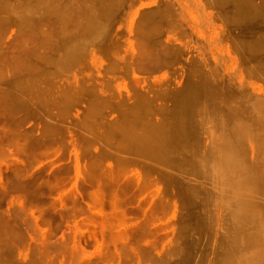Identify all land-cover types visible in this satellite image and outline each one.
<instances>
[{
    "label": "rangeland",
    "instance_id": "obj_1",
    "mask_svg": "<svg viewBox=\"0 0 264 264\" xmlns=\"http://www.w3.org/2000/svg\"><path fill=\"white\" fill-rule=\"evenodd\" d=\"M0 108V264H264V0H0Z\"/></svg>",
    "mask_w": 264,
    "mask_h": 264
},
{
    "label": "bare ground",
    "instance_id": "obj_2",
    "mask_svg": "<svg viewBox=\"0 0 264 264\" xmlns=\"http://www.w3.org/2000/svg\"><path fill=\"white\" fill-rule=\"evenodd\" d=\"M243 4H244V3H243ZM71 50L73 51L74 49H70V51H71ZM70 51H69V53H68V58H69V54H71ZM73 52H74V51H73ZM73 55H74V53H73ZM70 56H72V54H71ZM74 56H75V55H74ZM64 57H65V59L67 58V56H64ZM64 57H63L62 59H64ZM15 58H16V57H15ZM68 58H67V59H68ZM73 58H74V57L72 56V59H73ZM62 59H61V60H62ZM72 59L70 58V59H68V60L72 61ZM68 60H66V61H68ZM59 61H60V60H59ZM61 62H62V61H61ZM48 76H49V75H48ZM39 91H40V90H39ZM53 91H54V90H53ZM53 91H52V92H53ZM193 96H195V95H193ZM194 101H195V100H194ZM0 109H1V108H0ZM11 112H12V111H11ZM0 119H2V118H0ZM0 121H1V120H0ZM175 123H176V122H175ZM177 123H178V120H177ZM177 123H176V124H173V125L178 126ZM2 125H3V124H2ZM0 126H1V124H0ZM2 127H3V128L5 127L6 129H7V128L10 129L11 127L9 128V127L4 126V125L1 126L0 131H2V132L5 131V132H3V133L0 132V136H2V138H3V136H4V135L6 136V133H8V132H7L8 130L6 131V129H5V128L2 129ZM181 127H183V126H181ZM161 128H162V126H161ZM161 128H159V130H160ZM172 128H173V127H172ZM156 129H158V128H156ZM156 129H154V133H157V132H158V131H156ZM178 129L181 130V128H179V127H178ZM10 131H11V129H10ZM10 131H9L10 134L8 133V136H13V135H11V134H12L11 132H13V131H11V132H10ZM155 131H156V132H155ZM161 132H163V131L161 130ZM1 133H2V134L5 133V134H4V135H1ZM157 134H158V133H157ZM159 134H160V131H159ZM179 134H180V133H179ZM5 136H4V138H5ZM140 136H141V135H140ZM140 136H139V137H140ZM143 136H146V135H143ZM141 137H142V136H141ZM6 138H7V140L9 139V137H6ZM10 138L12 139V141H14V140L16 141V140L18 139V138H16V137H15L16 139H14V137H13V138L10 137ZM143 138H144V137H143ZM147 138H149V137H147ZM0 139H1V138H0ZM11 139H10V140H11ZM139 139L141 140V138H139ZM145 139H146V138H144V140H142V142H143V141L145 142ZM151 139H152V138H151ZM177 139H178V138H177ZM179 139H180V138H179ZM5 140H6V139H5ZM5 140H3V142H5ZM18 140H19V139H18ZM149 140H150V138H149L148 141H147L148 143H147V142H145V143H146V144H149V142H150ZM153 140H155V139H153ZM12 141H11V142H8V141H7V142H5V143H7L8 145H10V143H12ZM15 141L13 142V144H16V146H17L18 144L21 145V146L18 145V147H19V150H22V151H23V150H24L23 147H26V146H25V145L23 146V143H21V142H20V143H21V144H20V143L15 142ZM138 141H139V140H138ZM0 142H1L0 146H1L2 144H4V143L2 142V139L0 140ZM140 142H141V141H140ZM140 142H139V143H140ZM144 142H143V143H140V144H144ZM153 143H154V141H153ZM153 143H150V145H149L150 147L148 146V148H152V146L154 147L155 144L153 145ZM155 143H156V140H155ZM151 144H152V145H151ZM5 145H6V144H4V146H5ZM2 146H3V145H2ZM6 146H7V145H6ZM8 147H10V146H7L6 148L8 149ZM11 147H12V146H11ZM155 147H156V146H155ZM1 148H2V147H1ZM26 148H27V147H26ZM152 149H153V148H152ZM12 151H13V150H12ZM12 151H11V152H12ZM1 152H3V154H6L3 150L0 151V153H1ZM8 153H9V151H8ZM8 155H9V154H8ZM13 155H14V154H13ZM1 156H2V155H1ZM4 156H5V155H4ZM11 156H12V154H11ZM5 157H6V156H5ZM5 157H4V158H5ZM16 158L19 159L18 157H16ZM0 177H1V176H0ZM2 179H3V178H2ZM3 181H4V180H3ZM18 182H19V181H18ZM1 183H2V182H1ZM3 183H4V182H3ZM258 184H259V183H258ZM5 185H6V184H5ZM17 185H18V184H17ZM21 185H22V184H21ZM23 185H24V184H23ZM25 185H27V183H26ZM3 186H4V185H3ZM18 186H19V185H18ZM0 187H1V186H0ZM7 187H8V186H7ZM7 187H6V188H7ZM16 187H17V186H16ZM24 187H25V186H24ZM24 187H23L22 190H24ZM26 187H27V186H26ZM26 187H25V188H26ZM2 188H5V187H2ZM6 188H5V189H6ZM258 188H259V187H258ZM27 189H28V188H26V190H27ZM254 190H255V189H254ZM8 192H9V191H8ZM2 194H3V193H2ZM5 194H6V193H5ZM4 197H5V196H4ZM21 200H22V199H21ZM23 202L26 203V200L23 201ZM28 202H29V201H28ZM19 204H20V203H19ZM19 204H18V205H19ZM21 204H22V203H21ZM19 206H20V205H19ZM27 206H28V204H27ZM23 207H24V205H23ZM15 208H16V207H15ZM28 208H29V206H28ZM19 209H20V208H19ZM20 213H21V212H20ZM17 215H19V214H17Z\"/></svg>",
    "mask_w": 264,
    "mask_h": 264
}]
</instances>
